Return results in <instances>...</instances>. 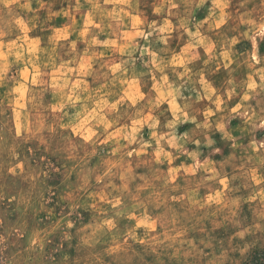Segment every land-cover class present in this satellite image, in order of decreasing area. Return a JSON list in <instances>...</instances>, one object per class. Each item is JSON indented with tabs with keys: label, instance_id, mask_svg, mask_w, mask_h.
I'll list each match as a JSON object with an SVG mask.
<instances>
[{
	"label": "clouds",
	"instance_id": "obj_1",
	"mask_svg": "<svg viewBox=\"0 0 264 264\" xmlns=\"http://www.w3.org/2000/svg\"><path fill=\"white\" fill-rule=\"evenodd\" d=\"M0 264H264V0H0Z\"/></svg>",
	"mask_w": 264,
	"mask_h": 264
}]
</instances>
